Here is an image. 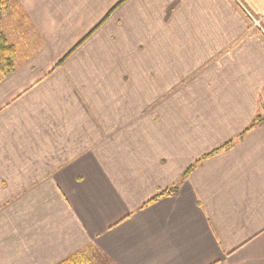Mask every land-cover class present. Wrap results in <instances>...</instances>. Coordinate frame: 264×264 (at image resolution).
<instances>
[{
  "label": "crops",
  "instance_id": "0c3cea01",
  "mask_svg": "<svg viewBox=\"0 0 264 264\" xmlns=\"http://www.w3.org/2000/svg\"><path fill=\"white\" fill-rule=\"evenodd\" d=\"M13 1L0 264H264V0Z\"/></svg>",
  "mask_w": 264,
  "mask_h": 264
},
{
  "label": "trees",
  "instance_id": "16d2710c",
  "mask_svg": "<svg viewBox=\"0 0 264 264\" xmlns=\"http://www.w3.org/2000/svg\"><path fill=\"white\" fill-rule=\"evenodd\" d=\"M13 0H0V23L2 21L4 12L10 8V5L13 3ZM14 6V4H13ZM12 6V7H13ZM15 55L16 50L12 44H10L6 36L2 31H0V80L10 75L15 70ZM255 125L252 124L247 128L250 129ZM229 143L226 146H223L222 148L228 147ZM219 150L212 151L209 155H212L214 153H217ZM197 163V162H196ZM195 165V164H194ZM194 165L190 166L186 172L184 173V177L187 176V174L191 171V169L194 167ZM177 193V186H174L167 190L159 191L154 198H152L151 201L156 200L159 197L162 196H174ZM59 264H85L82 258H77V256L69 258Z\"/></svg>",
  "mask_w": 264,
  "mask_h": 264
},
{
  "label": "rangeland",
  "instance_id": "374dc122",
  "mask_svg": "<svg viewBox=\"0 0 264 264\" xmlns=\"http://www.w3.org/2000/svg\"><path fill=\"white\" fill-rule=\"evenodd\" d=\"M13 3L10 5V8L8 10H6V12H4V15H3L4 19L2 22V26L7 27V29H10V31H12V32L17 31V34L11 33L12 36H10V38L12 39V41H16L19 44V49H20V51L23 52L24 46L21 45L22 41L19 40L20 36L18 35V30L16 29V27L19 26L20 24H22V25H24V24H23V21L20 17V14L16 11L17 9L13 6ZM245 19H249V21H251L253 27L258 26V21L252 19V16L247 15V18H245ZM246 21H248V20H246ZM28 34H29V36L31 35V33H28ZM183 75L186 76L185 73ZM187 83H188V79L179 80L178 84L172 88L171 92L162 96L160 98V101L158 100L159 102L157 101L158 103L157 102L156 103L159 105H163V106H165L167 104L175 105L177 98L184 99L186 97ZM181 103H182L181 100H179L178 104H181Z\"/></svg>",
  "mask_w": 264,
  "mask_h": 264
}]
</instances>
